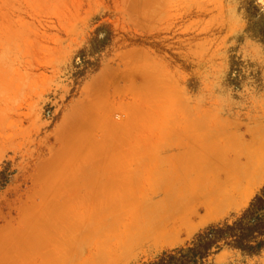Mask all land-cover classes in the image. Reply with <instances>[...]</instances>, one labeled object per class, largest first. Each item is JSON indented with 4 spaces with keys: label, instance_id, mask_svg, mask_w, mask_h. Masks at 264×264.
<instances>
[{
    "label": "rangeland",
    "instance_id": "374dc122",
    "mask_svg": "<svg viewBox=\"0 0 264 264\" xmlns=\"http://www.w3.org/2000/svg\"><path fill=\"white\" fill-rule=\"evenodd\" d=\"M260 122L264 0H0V264H27L26 248L60 219L78 239L67 264L187 253L209 226L239 219L264 174L240 205L174 244L127 247L132 213L173 186L180 140L214 130L230 145L223 158ZM219 245L198 264H264V248Z\"/></svg>",
    "mask_w": 264,
    "mask_h": 264
},
{
    "label": "bare ground",
    "instance_id": "6f19581e",
    "mask_svg": "<svg viewBox=\"0 0 264 264\" xmlns=\"http://www.w3.org/2000/svg\"><path fill=\"white\" fill-rule=\"evenodd\" d=\"M213 132L214 134L211 137L193 139L190 142L185 141L182 145H180V140L178 142L179 144L176 143L177 145H174L176 150H173L175 152L172 159L173 166L168 176H171L173 186L171 185V188L165 192L161 191L156 203H151L152 201H150L153 205L146 203L142 208L132 213L134 215L136 212L140 216L137 231L132 236L128 234L129 241L127 247H135L138 244L146 246L153 244H172L183 230L187 231L190 228H194L197 222L200 223L207 219L215 218L224 213L228 208L230 209L232 206L240 205L249 197L252 189L262 181L264 174V122L258 124L253 139L248 144L242 147L235 146L236 149L232 150L234 152L225 155L223 158H221V154L224 151L220 147L222 145L224 146V144L221 146L218 145L217 138L219 135L214 130ZM229 147L230 145L227 148ZM180 150L182 152L188 150V153L191 154L190 160H186L183 156L181 157L179 155ZM167 180L169 181V179ZM162 184L164 183L162 182ZM167 184L169 185L170 183ZM167 184H164L165 187ZM41 192L44 193V190H41ZM24 218L22 217L23 222ZM133 218L137 220L136 215ZM55 220L57 221V218ZM60 220L58 221L60 226L57 222V226L60 227L58 230L61 229L58 233L53 232L54 230L51 234L43 233L44 236L41 239L39 238V245L35 244L36 246H34V243H32V245L30 244L31 246L25 247L27 252L26 258H24L27 264L66 263L67 254L75 247L78 239H67L66 230L68 229L64 227L63 219ZM64 220L66 222V219ZM52 221L50 222L52 223ZM40 224L42 225L43 222ZM78 224H76V227L81 225ZM134 226L136 227V224ZM71 228L70 226L69 229ZM33 230H36L35 226ZM28 234L31 236V231ZM35 234L36 232L34 236ZM29 235L28 237H30ZM38 235L35 238L32 236V238L36 240ZM118 251H121V249ZM125 251L126 249L124 248L122 252ZM120 255V252H113L107 258L117 260V258H120ZM17 262L14 264H17Z\"/></svg>",
    "mask_w": 264,
    "mask_h": 264
},
{
    "label": "trees",
    "instance_id": "16d2710c",
    "mask_svg": "<svg viewBox=\"0 0 264 264\" xmlns=\"http://www.w3.org/2000/svg\"><path fill=\"white\" fill-rule=\"evenodd\" d=\"M220 242L250 252L264 248V187L237 221L211 225L197 235V242L187 253L170 251L151 264H198L199 258L206 257L213 246L220 247Z\"/></svg>",
    "mask_w": 264,
    "mask_h": 264
}]
</instances>
